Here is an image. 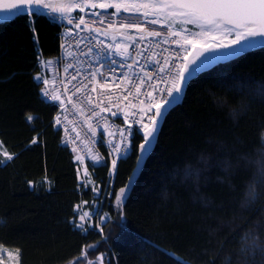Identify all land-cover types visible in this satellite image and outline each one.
Masks as SVG:
<instances>
[{
    "label": "trees",
    "instance_id": "obj_1",
    "mask_svg": "<svg viewBox=\"0 0 264 264\" xmlns=\"http://www.w3.org/2000/svg\"><path fill=\"white\" fill-rule=\"evenodd\" d=\"M60 30L40 12L0 21V245L20 264H82L90 245L107 264H264V46L189 79L119 210L145 137L110 179L92 167L101 195L82 184L36 78ZM84 202L102 231L75 227Z\"/></svg>",
    "mask_w": 264,
    "mask_h": 264
},
{
    "label": "built area",
    "instance_id": "obj_2",
    "mask_svg": "<svg viewBox=\"0 0 264 264\" xmlns=\"http://www.w3.org/2000/svg\"><path fill=\"white\" fill-rule=\"evenodd\" d=\"M97 14L89 5L48 14L61 26L59 52L42 55L36 75L41 96L56 106L52 122L80 176L93 182L92 167L107 166L110 179L135 138L145 135L193 51L173 32L103 29ZM103 211L101 203L97 226Z\"/></svg>",
    "mask_w": 264,
    "mask_h": 264
},
{
    "label": "rangeland",
    "instance_id": "obj_3",
    "mask_svg": "<svg viewBox=\"0 0 264 264\" xmlns=\"http://www.w3.org/2000/svg\"><path fill=\"white\" fill-rule=\"evenodd\" d=\"M168 1L162 0H78L77 2L70 3L63 6L59 5L56 8H53L54 13L62 12L69 9L76 8L77 6H85L89 5L90 9H95V12H98L96 15V22L101 28L110 30V29H120V28H128V29H144V30H152L157 32H173L177 35H180L186 39L188 47L193 46L192 54L189 59L184 63L183 69L181 73L177 77V84L175 87H180L181 92L176 93L173 90V95L171 98V103L164 104L159 111H164L163 118L156 116L153 124L148 127L145 132V140L140 144L139 148V159L136 168L134 169L128 184L123 187L124 195H121V190L119 191L116 206L119 210H121L122 205L124 204L135 180L137 179L145 161L153 149L158 134L164 120L166 112L169 110L171 106L180 102L183 98V95L186 90L187 83L189 79L196 74H198L201 70L212 66L216 61L219 60L217 55H204L203 51L206 47L210 45H235V35L232 33H227V30L224 29H211L204 28L203 30L196 24L184 23V17H180L178 15H174L175 11L170 8H161V7H153V5H161L167 3ZM93 4L96 6L93 7ZM121 5L119 11L115 7H101L100 5ZM124 5H128L127 9H125ZM145 5V6H141ZM32 13V12H28ZM52 13V12H50ZM45 13V14H50ZM155 20L156 23H152ZM131 30V31H132ZM244 40V39H242ZM240 40V42L242 41ZM220 50H218L219 52ZM218 54V52L213 51ZM217 59V60H216ZM193 69H197L193 71ZM185 77L186 82H181L180 77ZM174 87V88H175ZM173 97H176L173 99ZM166 109V111H165ZM151 132V135H149ZM150 141V143H148ZM141 145H144L146 150H141ZM0 153L7 159L5 153L10 155L5 151L3 145L0 141ZM11 156V155H10ZM82 184L86 187L89 185L95 186L96 194L99 196L102 193L101 185H98L97 182H93V178L91 177H82ZM103 195V194H102ZM95 208H87L86 202L81 204L78 208L77 214V223L82 225L85 228L87 227H96L97 230L102 231V222L107 220L104 211L101 213V224L97 226V214L98 209L101 203L96 202ZM86 214V215H85ZM84 216V219L81 220L80 217ZM93 246V245H91ZM92 247H88L85 250L83 255V263L82 264H107L104 261V256L102 254H95L91 256L90 249ZM94 248V246H93ZM92 248V249H93ZM86 254V255H85ZM0 264H20V252L16 248L7 247L0 245Z\"/></svg>",
    "mask_w": 264,
    "mask_h": 264
},
{
    "label": "snow or ice",
    "instance_id": "obj_4",
    "mask_svg": "<svg viewBox=\"0 0 264 264\" xmlns=\"http://www.w3.org/2000/svg\"><path fill=\"white\" fill-rule=\"evenodd\" d=\"M33 3L38 4L39 0H0V13H5V18L7 19V16L28 12ZM70 6L71 5H69V7ZM95 6L96 5L93 4V7ZM100 6L115 7L118 11L121 7L119 4ZM45 7H47V5H45ZM124 7L127 9L129 6L124 5ZM153 7L178 10L174 12V15L184 17V23L196 24L202 30L206 27L211 29H224L229 32L235 30L238 38L234 43L237 45L240 44V40L246 39L247 37L264 38V0H168L167 3L153 5ZM36 11H39V8H37ZM69 23H71V21H69ZM152 23H156V21L153 20ZM257 42H264V40H249L247 45H241L238 48H231L229 45H221L220 47L231 48V50L220 53L216 58L235 56L244 51L245 47H252ZM113 63H115V61H113ZM195 70L197 69H193V71ZM36 78L39 79V76ZM180 80L182 83L186 82L185 77L181 76ZM174 91L180 93L181 88L175 87ZM44 94L46 95L47 93ZM168 95L172 96V91H169ZM175 98L176 97H173V99ZM166 103H171V101H167ZM157 116L163 118L164 111H158ZM28 119L31 120L33 117L29 116ZM149 135H151V132H149ZM148 143H150V141H148ZM141 150H146L144 145H141ZM5 155L8 160L12 159V156L7 153H5ZM5 162L6 161H0V164ZM121 195H124L123 189L121 190ZM80 219L83 220L84 216H81ZM75 227L82 228L83 226L77 224ZM89 247L93 246L90 245ZM79 259L80 258H77V260Z\"/></svg>",
    "mask_w": 264,
    "mask_h": 264
},
{
    "label": "bare ground",
    "instance_id": "obj_5",
    "mask_svg": "<svg viewBox=\"0 0 264 264\" xmlns=\"http://www.w3.org/2000/svg\"><path fill=\"white\" fill-rule=\"evenodd\" d=\"M74 1L77 2L78 0H45V1H42L38 5L30 6L28 12H34V11H36L37 8H39L38 12H40V13H50V12H54V10H52L53 8H56L59 5L65 6V5L69 4V3L71 5V3H73ZM45 5H47V7H45ZM19 14H22V13H17L16 15L7 16V19H11V18H13V17H15V16H17ZM5 16H6L5 13L0 15V19L1 20H5L6 19ZM227 33L234 34L235 35V41L237 40L238 37H237V32L235 30H233L231 32L227 31ZM254 38H256V37H247L246 39H254Z\"/></svg>",
    "mask_w": 264,
    "mask_h": 264
},
{
    "label": "water",
    "instance_id": "obj_6",
    "mask_svg": "<svg viewBox=\"0 0 264 264\" xmlns=\"http://www.w3.org/2000/svg\"><path fill=\"white\" fill-rule=\"evenodd\" d=\"M42 1H45V0H39V3H38V4H40ZM162 1H168V0H162ZM38 4H37V3H33L32 5H38ZM32 5H31V6H32ZM34 12H38V11H34ZM2 14H4V13H0V15H2ZM13 18H14V17H13ZM11 19H12V18H11ZM5 20H8V19H5ZM0 21H4V20H1V19H0ZM249 40L262 41V40H264V38L256 37V38H254V39H244V40H242V41L240 42L239 45H237V44H235V45L226 44V45L231 46V48H238V47H240L241 45H247V43H248ZM220 46H221V45H220ZM220 46H218V45H214V44H213V45L208 46V48H206V49H217V50H220V51H219V54H220V53H224V52H228V51L231 50V48H223V47H220ZM261 46H264V42H257V43H256L254 46H252V47H245V50H244V51L238 53V54L235 55V56H228V57H226V58H219V59H220V60L232 59V58H235V57H237V56H239V55H241V54H243V53H245V52H247V51H250V50H253V49L259 48V47H261Z\"/></svg>",
    "mask_w": 264,
    "mask_h": 264
},
{
    "label": "flooded vegetation",
    "instance_id": "obj_7",
    "mask_svg": "<svg viewBox=\"0 0 264 264\" xmlns=\"http://www.w3.org/2000/svg\"><path fill=\"white\" fill-rule=\"evenodd\" d=\"M206 48H208V47H206ZM204 49V51H203V54L204 55H219V52H218V50L217 49ZM213 51H216V52H218V54L217 53H215V52H213Z\"/></svg>",
    "mask_w": 264,
    "mask_h": 264
},
{
    "label": "crops",
    "instance_id": "obj_8",
    "mask_svg": "<svg viewBox=\"0 0 264 264\" xmlns=\"http://www.w3.org/2000/svg\"><path fill=\"white\" fill-rule=\"evenodd\" d=\"M0 141H1V140H0ZM1 144L3 145V143H2V142H1ZM3 147H4V145H3ZM4 149H5V151H6V152H8V151L6 150V148H5V147H4Z\"/></svg>",
    "mask_w": 264,
    "mask_h": 264
}]
</instances>
